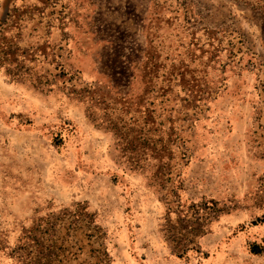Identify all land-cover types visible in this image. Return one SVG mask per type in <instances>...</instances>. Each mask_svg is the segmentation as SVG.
Here are the masks:
<instances>
[{"label":"rangeland","instance_id":"obj_1","mask_svg":"<svg viewBox=\"0 0 264 264\" xmlns=\"http://www.w3.org/2000/svg\"><path fill=\"white\" fill-rule=\"evenodd\" d=\"M7 10L0 264H264V0Z\"/></svg>","mask_w":264,"mask_h":264},{"label":"trees","instance_id":"obj_2","mask_svg":"<svg viewBox=\"0 0 264 264\" xmlns=\"http://www.w3.org/2000/svg\"><path fill=\"white\" fill-rule=\"evenodd\" d=\"M9 17H10V11L7 10L5 12L4 17L0 19V38H2V39H4L3 36H2L3 35L2 31L4 30L3 26H4V24L6 23V21L8 20ZM10 48H11L10 44H6L4 41H0V53H2L3 55H6V57L8 56V54L10 52ZM200 209H204V208L196 207V211L197 212ZM206 213H208V212L206 211Z\"/></svg>","mask_w":264,"mask_h":264}]
</instances>
